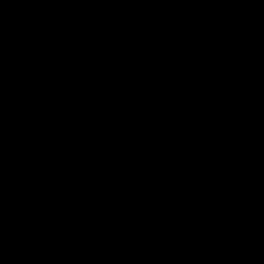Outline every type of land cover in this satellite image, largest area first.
Instances as JSON below:
<instances>
[{"label":"trees","instance_id":"16d2710c","mask_svg":"<svg viewBox=\"0 0 264 264\" xmlns=\"http://www.w3.org/2000/svg\"><path fill=\"white\" fill-rule=\"evenodd\" d=\"M0 264H264V0H0Z\"/></svg>","mask_w":264,"mask_h":264}]
</instances>
